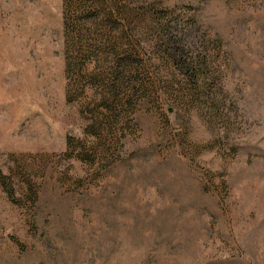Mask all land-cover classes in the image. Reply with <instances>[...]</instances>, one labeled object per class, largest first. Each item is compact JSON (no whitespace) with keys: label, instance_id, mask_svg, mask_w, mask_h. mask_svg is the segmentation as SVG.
Returning a JSON list of instances; mask_svg holds the SVG:
<instances>
[{"label":"rangeland","instance_id":"1","mask_svg":"<svg viewBox=\"0 0 264 264\" xmlns=\"http://www.w3.org/2000/svg\"><path fill=\"white\" fill-rule=\"evenodd\" d=\"M0 264H264V0H0Z\"/></svg>","mask_w":264,"mask_h":264}]
</instances>
